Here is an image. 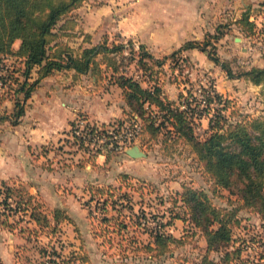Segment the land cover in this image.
I'll list each match as a JSON object with an SVG mask.
<instances>
[{
	"label": "trees",
	"instance_id": "1",
	"mask_svg": "<svg viewBox=\"0 0 264 264\" xmlns=\"http://www.w3.org/2000/svg\"><path fill=\"white\" fill-rule=\"evenodd\" d=\"M84 1L0 0V104L8 98L15 100L12 123L20 122L26 102L41 80L56 71L74 70L75 75L92 73L99 79L119 85L127 106L125 112L129 115L114 123L140 120V137L145 132L150 138H157L163 133L168 139L166 133H170L188 143L198 161L203 164L204 172L212 180V192L225 198L228 205H217L205 188L184 182L175 199L181 211H171L169 220L164 222L158 219L156 225L146 229L147 219L140 220L142 216L146 218L144 210L142 215H136L133 203L128 206L122 204V208L114 206L118 199L121 201L126 198L132 202L130 194L122 191V183L118 186L110 182L102 185L88 183L86 188L91 193L90 199L98 197L103 200L100 221L121 236L123 232L130 231L131 225L134 229L142 227L144 231H149L150 239L141 246L135 245L132 250H144L149 256L155 257L166 253L170 244L185 242L184 238L165 229L174 219L181 218L192 224L194 232L206 241V251L194 264H264V254L251 259L246 253V239L238 241L235 237V228L242 222L241 210L257 213L264 227V118L230 119L224 113L230 99L216 88H212L204 98L195 93L186 95L183 92L177 99L169 98L156 77L157 67L162 66L167 57H156L144 43H140L137 48L132 39L127 45L124 41L110 42L105 38L87 46L70 45L64 38L72 34L73 12ZM261 4L264 5V1ZM251 15L252 9L248 7L237 19L247 35L255 32L256 22L251 19ZM207 45L208 41L189 39L173 51L172 56L195 47L206 50ZM212 58L231 77H245L254 84L264 86V65H253L236 74L226 61L214 55ZM133 63L136 71L132 72L130 66ZM262 92L264 94L263 89ZM5 116L0 112V120ZM203 117H208V126L201 137L196 131V122L199 123L197 120ZM114 123L101 125L105 129ZM74 126L75 121L71 127L74 141L81 145L82 140L75 134ZM90 151L92 160L100 154L94 149ZM105 154L109 161L117 151L109 150ZM121 177L126 181L128 176L124 174ZM127 184L130 185V182ZM221 189L227 190L228 194L219 191ZM114 198L116 203L113 205ZM0 204L5 206L0 209V218L10 228L17 227L11 220L17 214L35 221L39 225L36 231L49 228L48 234L58 232L63 221L75 222L66 208L55 206L49 209L50 212L43 211V202L32 195L25 184L4 183L0 187ZM109 205L120 214L123 209L130 210V220L119 219L112 213L109 215ZM89 214H92V209ZM135 216L137 220L133 219ZM44 248L43 245L40 251L47 253ZM213 252L218 256H213ZM52 254L61 256L54 244ZM75 258L69 260L70 264H76ZM86 258L81 257L79 264L87 262ZM49 261L58 264L56 259Z\"/></svg>",
	"mask_w": 264,
	"mask_h": 264
},
{
	"label": "rangeland",
	"instance_id": "2",
	"mask_svg": "<svg viewBox=\"0 0 264 264\" xmlns=\"http://www.w3.org/2000/svg\"><path fill=\"white\" fill-rule=\"evenodd\" d=\"M90 1L96 2V0ZM128 1L130 2V0H125V3L121 4L124 8L118 13L119 18L123 16L125 9L126 11L129 9L127 8ZM135 1L137 2V0ZM136 2L133 10L138 16L134 15V21L139 24L138 20L142 21L147 13ZM252 13L256 14L254 34L247 35L237 19L233 17L216 20L212 24L198 25L195 32L198 36L195 38L196 40L208 41L206 50L195 47L179 51L173 56V51L186 40H176L165 47L162 40L159 39L158 27L154 25L156 27L150 29L149 23H141L138 34L122 36L119 30H113L105 38L110 42L114 40L124 41L127 45H129L128 41L132 39L137 48L144 41L146 47L156 57L163 58L166 56L164 64L157 67L156 77L157 82L169 98L177 99L181 92L186 95L195 93L200 96L201 92L212 91V88H216L230 99L229 107L224 110L230 119L237 121L249 120L258 116L264 118L263 84H254L245 77H231L226 69L212 58L214 55L221 61H226L229 68L236 74L253 65H264V5L259 4L252 10ZM181 42L182 44L178 46ZM130 70L136 71L135 63L130 66ZM206 120L204 119V122L197 120L199 123L196 122V131L201 134V137L204 136L206 126L203 123H207ZM166 134L168 139L163 133L157 138H150V135L145 132L132 144H139L147 152L146 157L133 160L125 154V150L117 151V154L110 159L106 166L103 163L102 165H95L93 169L94 172L106 177L107 181L118 175L119 180L114 184L118 186L122 183V191L130 194L132 202L125 198L121 200L123 202L118 199L116 203V198H114L113 205L116 203L115 207L122 208V204L128 206L133 203L136 215H142L144 210L146 218L142 216L140 220L147 219L146 229L156 225L158 219H163L164 222L169 220L171 211H181L179 203H176L175 199L184 182L195 187L205 188L212 195L217 205H228L225 198L212 192V180L204 172L203 164L198 161L191 146L170 133ZM55 146L59 154L56 160L57 164L61 165L60 168L64 164L73 163L77 160L81 162L90 155L89 153L92 152L90 150L93 149L92 145L89 146L84 142L80 145L74 141L72 132L69 136H63V140ZM102 161L104 162V160ZM134 161L138 163V166H133ZM82 162L86 163L85 161ZM76 164L72 165L77 166ZM80 168L84 169L85 166ZM54 174V187L61 190V201L53 202H56L57 205H59L58 202L66 205L65 208L73 214L75 222L63 221L58 232L48 234L49 228H44V230L41 228L36 231L39 225L29 220L28 216L17 214L11 217L12 222L19 227V233L23 237L19 264H54V262L49 261L51 259H56L58 264H66V261L67 264H70L69 260L75 257V263L79 264L81 257L84 256L87 257V262H81V264H90L89 262L91 264H194L204 253L202 244L204 237L194 232L192 224L181 218L174 219L173 223L167 225L165 229L177 237L184 238L185 242L172 243L166 253L155 257L149 256L144 250H132L135 245L141 246L142 243H146L150 239L149 231H144L142 227L139 230L134 229L131 225L130 231L123 232L121 236L117 232L109 230L112 228H107V224L105 225L100 221L102 198L90 199L91 193L86 188L90 182L77 183L72 180L69 183L71 178L66 180V168L56 169ZM124 174L128 176L126 181L124 177H121ZM136 177L142 179L137 180ZM128 181L130 185L127 184ZM219 191L225 195L228 194L225 189ZM37 199L43 202V211L45 212H50L49 209L56 206L51 205L45 199ZM53 202L51 203L54 204ZM3 207H5L4 204H0V209ZM111 207L109 205V215L112 213L119 219L130 220L128 216L130 210L123 209L122 214H120ZM90 209H92V214H89ZM256 216L254 212L241 210L242 222L240 226L235 228V237L238 241L246 239L248 244L246 253L251 259H257L259 255L264 254V227ZM19 217L21 219H18ZM137 218L135 216L133 219L137 220ZM135 240L137 242H134ZM53 244L61 256L51 255ZM43 245L46 247L44 249H47V253L40 251ZM213 254L215 257L218 256L215 252ZM28 255H30L29 261L27 260Z\"/></svg>",
	"mask_w": 264,
	"mask_h": 264
},
{
	"label": "crops",
	"instance_id": "3",
	"mask_svg": "<svg viewBox=\"0 0 264 264\" xmlns=\"http://www.w3.org/2000/svg\"><path fill=\"white\" fill-rule=\"evenodd\" d=\"M263 1L130 0L127 2L129 9H125L123 16L119 18L118 13L124 8L121 4L125 3V0H96L95 3L85 0L74 10V29L64 40L74 47L87 46L108 37V33L113 30H119L122 36L138 34L140 24L149 23L150 29L158 27L159 39L167 47L176 40L197 38L195 32L198 25L212 24L216 20L231 17L238 19L246 8L254 10ZM135 2L147 13L142 21L138 20L139 24L134 21V15L138 16L133 10ZM255 15L252 13V20ZM141 43L145 44L144 41ZM181 44L182 42L178 46ZM90 74L75 75L74 70H59L43 78L27 100L25 112L17 124H13L11 118L15 110V100L8 98L0 104V112L6 115L0 120V187L4 183L25 184L35 197L65 208L66 205L62 202L55 204L61 201V190L54 187L56 169L66 168V180L71 178L69 183L72 180L77 183L90 182L101 185L118 182V175L107 181L106 177L93 170L95 165L108 164L110 160H107L106 154H98L95 160L87 156L82 160L85 164L79 160L64 164L62 168L57 164L59 154L55 145L63 140V136H69L72 122L77 115L84 114L91 122L97 124L114 123L129 115L125 112L127 106L122 88ZM204 119H207V123H203L207 127L208 117ZM204 119L202 118L203 122ZM125 154L133 160L142 158L133 157L126 150ZM74 163H77V166L72 165ZM84 166V169L80 168ZM133 166H138V163L134 161ZM68 213L74 217L69 210ZM256 215L261 222L257 213ZM18 228H10L3 224L0 218V263H20L23 237ZM202 244L205 252V239Z\"/></svg>",
	"mask_w": 264,
	"mask_h": 264
},
{
	"label": "built area",
	"instance_id": "4",
	"mask_svg": "<svg viewBox=\"0 0 264 264\" xmlns=\"http://www.w3.org/2000/svg\"><path fill=\"white\" fill-rule=\"evenodd\" d=\"M210 91L201 92V98L206 97ZM74 121V132L80 137V140L89 146L92 145L94 150L103 154L109 150H126L140 138L142 127L140 120L135 119L123 124L114 123L105 129L101 124L93 123L83 115H77Z\"/></svg>",
	"mask_w": 264,
	"mask_h": 264
},
{
	"label": "water",
	"instance_id": "5",
	"mask_svg": "<svg viewBox=\"0 0 264 264\" xmlns=\"http://www.w3.org/2000/svg\"><path fill=\"white\" fill-rule=\"evenodd\" d=\"M126 152L133 157H143L147 153L141 148L139 144H134L126 148Z\"/></svg>",
	"mask_w": 264,
	"mask_h": 264
}]
</instances>
